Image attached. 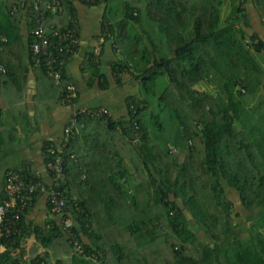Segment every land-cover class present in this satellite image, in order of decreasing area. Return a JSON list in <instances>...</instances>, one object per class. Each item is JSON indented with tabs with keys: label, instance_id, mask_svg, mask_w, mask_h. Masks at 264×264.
<instances>
[{
	"label": "trees",
	"instance_id": "1",
	"mask_svg": "<svg viewBox=\"0 0 264 264\" xmlns=\"http://www.w3.org/2000/svg\"><path fill=\"white\" fill-rule=\"evenodd\" d=\"M33 1L0 0L4 73L24 69L25 58L35 68L30 32L38 22L47 32L76 28L79 47V10L101 6L81 70L106 104L79 102L65 64L61 88L54 86H72L66 125L75 119L78 132L43 148L44 164L62 158L59 186L50 172L48 183L11 172L52 188L72 224L62 225L46 202L43 224L27 220L41 196L33 194L9 237L0 227V264H264V63L256 58L264 59V36L254 28L264 30V0H59L61 11L44 16ZM108 47L113 60L104 62ZM128 82L138 85L131 96L115 94L116 102L105 94ZM154 104L173 118V140ZM7 195L3 187L0 204ZM242 208L254 216L244 220L247 240L236 243ZM27 238L42 247L29 259ZM58 245L61 259L51 250Z\"/></svg>",
	"mask_w": 264,
	"mask_h": 264
},
{
	"label": "crops",
	"instance_id": "2",
	"mask_svg": "<svg viewBox=\"0 0 264 264\" xmlns=\"http://www.w3.org/2000/svg\"><path fill=\"white\" fill-rule=\"evenodd\" d=\"M250 8L253 13L252 7ZM84 13L80 11L78 18L80 35L77 53L74 57H69L64 72L76 84L79 90V102L90 105H95L97 102L104 104L103 98L100 100L98 97L101 93H98L95 87V89L87 87L85 82L87 75L81 70L85 52L89 51L93 45L92 37L97 36L99 32L98 21L96 23L98 31L92 33L87 28V32H84L79 24V19ZM254 28L261 32L260 36H264V30L259 24H254ZM28 32L27 24L25 20H22L20 33L23 42ZM112 55L109 47L105 48L103 61L113 60ZM21 58L16 59L11 56L10 60L21 61ZM24 62H26L24 69L19 66L9 74L4 73V69L0 66V194L4 187V174L9 171L29 170L42 178L44 182H49L43 148L47 142H57L61 139L70 114L69 108L57 99L60 91L54 86L55 82L53 83V80L45 78L31 67L26 58ZM37 198L27 215V220L41 225L48 219V212L44 196ZM243 215L242 212L234 218V223H238L233 236L236 243L247 240V224L244 223ZM243 231L246 235L239 239L238 233Z\"/></svg>",
	"mask_w": 264,
	"mask_h": 264
},
{
	"label": "built area",
	"instance_id": "3",
	"mask_svg": "<svg viewBox=\"0 0 264 264\" xmlns=\"http://www.w3.org/2000/svg\"><path fill=\"white\" fill-rule=\"evenodd\" d=\"M81 1V0H80ZM34 11L41 12L44 16L49 12H60L59 0H34L31 4ZM21 8L25 7L22 3ZM15 10V9H13ZM44 17L41 18L43 21ZM76 28L65 31H46L42 24L38 22L37 26L30 32L33 37V42L30 45L31 63L37 68H44L48 77L53 79L56 85L61 88V74L63 68L67 63L69 57H74L78 50V39ZM56 43L54 45L53 43ZM95 53V51H94ZM57 55L56 56H54ZM59 59V60H57ZM62 95L61 102L68 104L74 96L72 86L68 85L65 89H60ZM99 112H104L103 109ZM76 115V114H75ZM78 132V127L75 119H72L63 129V136H72ZM47 152H52L50 147H46ZM62 158L56 156L51 162L45 164L47 172L54 176V187H58L62 179ZM18 176L12 172H8L5 176L4 189L7 192V199L0 204V227L5 231L6 236L9 237L11 231L19 224V214L24 210L25 204L32 200V195L40 193L44 196L45 202L50 208V213L57 214L60 222L64 226L72 224L71 219L63 217V200L57 199L56 192L52 188H46L44 183L29 182L24 183L18 180Z\"/></svg>",
	"mask_w": 264,
	"mask_h": 264
},
{
	"label": "rangeland",
	"instance_id": "4",
	"mask_svg": "<svg viewBox=\"0 0 264 264\" xmlns=\"http://www.w3.org/2000/svg\"><path fill=\"white\" fill-rule=\"evenodd\" d=\"M6 0H4L5 2ZM121 1L123 0H113L112 1V4L116 5V4H119ZM129 1H132V0H129ZM81 11L84 13L83 16L79 19V24L81 27H83V30L84 32L86 33L87 32V28H88V31H92V33H94L95 31H98V25L96 24L97 21L101 20L100 16H101V12H102V7L101 6H98L97 8H94L92 9L91 11L87 12V10L85 9H81ZM80 12V10H79ZM89 24V25H88ZM88 25V27L86 26ZM98 48L95 49V55L98 54ZM257 58V61L260 62V63H264V59H263V56L261 55H257L256 56ZM128 78L126 77L124 79V81H128L127 80ZM164 86V83L162 82H158L157 85H156V92L158 91V93L160 91H162V88ZM138 87V85L134 84V83H129L126 85V87L123 85L122 87H119L120 89H116L115 91H107V93H105L107 96H109V98L111 99H114L116 102H118L117 98H115V94H119V93H126L127 95L131 96L132 94L135 93L136 91V88ZM144 96V95H143ZM150 99V97H149ZM152 100V98H151ZM155 105V104H154ZM125 109L123 108L122 109V112H124ZM155 114L159 115L162 119V121L164 122V125H165V129H166V137H171V140L172 139V136L175 134V130H174V120L173 118L171 117V115L169 114V112H167L166 110L164 109H161L159 107H157V105H155V109L153 110ZM225 191H229L228 189H226ZM232 194V192H230ZM228 195V194H227ZM242 212L244 213L243 215V219L246 220L247 217L249 218H253L254 216V213H251V212H248L246 213L243 208H242ZM249 214V215H248ZM257 216L254 217V220H257ZM245 223V222H244ZM246 224V223H245ZM238 233V232H237ZM200 236V238H202L204 241L206 242H209V239L206 238L202 232H199L198 234ZM246 235V232L243 231V233H238V238L239 239H242L244 236ZM62 247L60 245L56 246V247H53L51 248V250H53L55 252V255L57 257V259H61L62 255ZM25 258L29 259V258H32L34 257L35 255L39 254L41 251H42V247L40 246V244L33 240V238H27L26 239V246H25ZM53 255V256H55ZM56 262L55 258H52L51 261H50V264H54ZM64 264V263H62Z\"/></svg>",
	"mask_w": 264,
	"mask_h": 264
}]
</instances>
